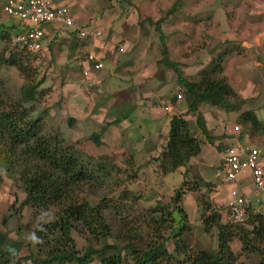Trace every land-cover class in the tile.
<instances>
[{"label":"rangeland","instance_id":"rangeland-1","mask_svg":"<svg viewBox=\"0 0 264 264\" xmlns=\"http://www.w3.org/2000/svg\"><path fill=\"white\" fill-rule=\"evenodd\" d=\"M161 1L138 0V8L142 10V12L138 10L140 18L145 13L154 20L161 19L163 13L160 8ZM168 1L170 2L167 0L163 4L169 3ZM171 4L173 10L179 5L183 6V13L180 17L174 16L171 21L161 24V28L166 31H168L166 29L168 25L171 26V31L175 28L174 26L181 28L174 35L173 33L167 34L169 39H172L169 41L171 45L168 49L169 57L182 62L185 66H180V68L186 71L191 70L193 74L197 67L194 65L195 59L196 62H202L200 63L202 67L211 54H214V58L220 54L221 74L226 76L230 88L237 95L236 99H233L224 110L204 103V105H199L200 114L205 118L208 136L214 141L212 143L220 142L218 141L220 131H223L224 135L233 137L240 133L242 125L235 121V116L244 108L253 110L257 119L264 125V0H182ZM56 5L67 7L69 4L58 3ZM1 8L2 0H0V24L14 25V28H19V22L6 16ZM129 11L130 9L126 10L127 15ZM132 15L135 18L133 13ZM133 17L128 18L127 24L133 22ZM142 25L149 29L148 31L146 29L149 34L147 42L158 43V32L153 30L154 22L150 24L142 22ZM45 30L46 45L41 52V58L36 60L29 56L27 61V75L30 76L27 79L31 78L32 81H36L43 78V81L36 90L34 100L24 102V105L30 109V115L33 118H39L42 132H59L65 140L76 143L75 146L81 151L83 157L102 163L113 162L112 165L116 167L110 169L109 178L101 180L90 191L95 199H101L103 205L106 206L112 200L114 203L117 202L115 195L119 191L130 189L128 198L122 202L123 206L120 203L117 204L122 221H128L130 226H138L140 232L146 233L145 227L152 225L154 228L155 226L148 218L152 207L158 206L166 211H172L171 207L175 205L185 212V223L188 225V230L183 231L179 238L185 243L186 250L189 252H196L199 249L214 251L216 228L213 226L206 231L199 219V214L202 197L201 199H207L215 209L221 212L222 221L228 220L224 200L219 198L222 192L217 193L219 186L214 177V172L220 167V155L213 146L215 144L205 143L207 139L196 134L197 138L203 141L200 144V151L190 157L183 167H177L167 174L157 175L153 159L165 142V128H161V124L168 114L162 116L161 122L160 118H157L161 116L158 109L154 110L156 116L152 113L155 116L153 117L150 115V110L146 113L145 108L147 119H143V111L140 110L141 115L138 116L134 112L129 113L130 117L125 122L127 125L121 123V128L118 124L107 128L105 123L112 119L109 111L106 112L110 116L94 113L99 105H106L110 102L108 95L111 92L119 88L124 89L125 92L130 91L129 77L112 74V69L107 66L110 63L115 64L118 60L117 45L114 46L116 39L113 38L109 42L111 43L108 47L110 51L103 45L106 49L105 68L96 71L100 78H88L90 74L87 77L80 74L81 66L78 62L82 56L78 54L80 50L74 54L67 47L68 44L73 43V41L70 42L72 37H64L66 35L64 30H62L64 35H59L61 30L55 28L53 30H56L55 33L60 37L53 40L55 33H49L50 29ZM128 30L129 25L126 29V38L131 40L132 44L131 49H128L129 52L132 54L138 52L134 57L145 62L146 58L154 52L153 45H151L149 55L146 56L145 49L140 47L142 40L140 39L139 43L135 40L133 42L131 37L133 30ZM172 35L173 38H171ZM5 44L7 52L19 51V48L9 40ZM3 46L4 44L0 41V49ZM123 55L127 56L128 53ZM156 55H159L158 50ZM126 62L130 63L128 59L121 60L119 65L113 68L114 72H125V64H128ZM25 81L26 79L14 67L0 66V95H8L11 97L10 100L16 99ZM164 100L169 101L170 97L165 95ZM111 106L110 111L113 110ZM67 118H72L73 123L69 124ZM138 120H141L138 126H134ZM188 120L189 131L193 135L195 123L191 118ZM99 124L102 125L101 128L97 127ZM234 125L239 126L238 130L233 129ZM124 126L128 127L122 129ZM244 129L248 127L245 126ZM98 132L102 134V136L99 134V146L88 138L91 133L98 134ZM242 136L243 139L240 142H247L259 148L264 147V131L262 130L254 131L250 135L246 130ZM229 139H224L221 143L228 142ZM139 142H142V145ZM120 148L123 150L119 151ZM130 156H132V168L123 161ZM135 167L138 169L133 173ZM183 171L186 172L185 175ZM8 173L10 174L6 175L0 171V234L5 237L4 248L8 243L19 244L18 256L21 259H12L11 264H30L29 261L23 260L22 256L28 254L25 245L35 221H29L27 207L19 205L23 195L18 187L17 171L14 170L13 173L8 171ZM239 178L240 176H238V189L241 187L247 193L255 211L264 216V189H256L247 176ZM193 179L200 186L196 187ZM182 181L185 184L181 186ZM187 187H190V190ZM175 192H180L178 201L171 204L169 200ZM131 195H135L136 199L131 200ZM177 213L176 210L173 214L175 220H178ZM104 214L111 228V235L118 236V238L124 237L126 229L122 228L119 219L113 218L108 206L104 208ZM170 222L173 223L168 218V223ZM73 236L76 250L82 252L85 245L84 240L76 235ZM173 246L172 241L165 243V248L169 253L176 257L178 255V259L181 258V253H173ZM230 248L233 252H237L239 242L234 239L230 243ZM98 259L99 257H96L90 264H98ZM258 262L259 255L252 252L247 258L239 257L237 264H258ZM53 264L59 263L54 262Z\"/></svg>","mask_w":264,"mask_h":264},{"label":"trees","instance_id":"trees-1","mask_svg":"<svg viewBox=\"0 0 264 264\" xmlns=\"http://www.w3.org/2000/svg\"><path fill=\"white\" fill-rule=\"evenodd\" d=\"M150 20L149 17H143L139 24L151 23ZM18 30L14 25L0 24V41L4 44L0 49V66L14 67L26 79L16 99L10 100V96L0 95V171L6 175L10 174L8 171H17L16 179L23 195L19 205L27 207L29 221H35L25 245L28 254L22 256L23 260L30 264H90L99 257L98 264H237L239 257L247 258L250 253L255 252L259 255L258 264L264 262V216L250 211L243 223L229 219L222 221L221 212L202 197L199 219L206 231L213 226L216 228L214 251L186 250L185 243L179 238L183 231L188 230L185 212L175 205L171 207L172 211L152 207L148 218L155 226H144L146 233L140 232L138 226H130L128 221H122L117 204L123 206L122 202L128 198L130 189L119 191L115 195L117 202L112 200L106 204L113 218L119 219L122 228L126 229L124 237L112 236L104 214L106 206L101 199L93 197L90 189L101 180L109 178L110 169L116 166L111 161L102 163L83 157L75 146L76 143L65 140L57 131L42 132L39 118H33L29 107L24 105V102L34 100L36 90L43 81V78L36 81L27 79L30 77L27 75V61L29 56L36 59L35 55L16 44L13 45L19 51L6 50L5 42H11L13 34ZM159 40L161 61L175 72L181 87H185L184 93L190 96L187 111L194 116L201 134L209 138L199 105L206 104L224 110L237 97L226 76L221 74V55L211 58L195 76L186 79L177 63L168 58L162 33H159ZM67 121L72 124L74 120L67 118ZM235 121L242 125L240 133L235 137L236 143H240L246 130L249 135L254 131H264V125L251 109H244L236 114ZM115 123L117 120L108 124ZM245 126L248 129H244ZM99 134L91 133L88 136L97 146L100 144ZM201 143L199 138L189 133L185 119L169 115L165 142L153 159L157 175L183 167L190 157L200 151ZM236 143H217L214 148L222 152L227 146ZM123 161L130 168L133 167L132 156ZM136 169L138 168H133V173ZM182 173L186 174L185 171ZM193 181L196 187L200 186L195 179ZM184 184L182 181L181 186ZM187 189L190 190V187ZM178 193L180 192H175L170 198L171 204L178 201ZM131 196V200L136 199L135 195ZM176 210L178 220L173 217ZM168 218L173 223H168ZM73 235L84 240L82 252L76 250ZM234 239L239 242L237 252L230 248ZM167 241H172L173 253H181V258L178 259V255L176 257L166 250ZM4 243L5 237L0 234V264H11L12 259H21L18 256L19 244L8 243L4 248Z\"/></svg>","mask_w":264,"mask_h":264},{"label":"crops","instance_id":"crops-1","mask_svg":"<svg viewBox=\"0 0 264 264\" xmlns=\"http://www.w3.org/2000/svg\"><path fill=\"white\" fill-rule=\"evenodd\" d=\"M5 1L6 0H2V6L5 3ZM51 1L54 4H58V3L59 4L60 3L69 4L67 7L69 8L70 13L74 16L75 20L77 21V23L79 25H81L83 27H95V28H98L101 30V36H99L95 39L87 38L84 40H79L76 38V36L73 32V29H71V28H59V27L56 28L53 26H48L45 28L48 30L50 29L51 31L49 33H53V34L56 31L53 29H55V28L59 29V30H61L59 35H64V33L62 32V30H64L66 32V35H64V37H69V36L72 37L70 42L73 41V43L68 44L67 47L71 50L72 53L74 52V54L76 52H79V50H80V53H78V54L82 55V56L79 58L78 57L79 55H78L77 57L79 58L78 62L80 63L81 68H82V65H84V63H83L84 56L88 51H92L95 54V56L100 59V61L103 64L100 69L105 68V63H104L105 59L104 58H105V54H106V49L104 48L103 45H105L107 47V50H108L109 49L108 47L111 44L109 42H111L113 38L116 39V43L114 44V46L122 45V51H117L119 53L118 60L115 62V64L110 63L107 66L110 67V69H112V74L123 75L124 77H129V80L131 82L130 83V91L127 90V92H125L124 89L119 88V89L111 92L110 95H108L110 98V102L106 105H102V106L99 105L94 110L95 115L96 114H106L107 115L108 113L106 111H109L110 115L112 116V119L109 120V122L112 120H117V123L110 124V125L116 126L118 124V125H120L119 127L121 128V123H122V125H124V124L127 125V123H125V122L128 121V119L130 117L129 113L134 112L136 114V116H138V115H141L140 110H142L143 111L142 116L144 115L143 119H147L145 117V116H147V115H145V111H144L145 108L147 110L146 113L150 110V115H152V113H153L155 116H156V114L154 113V110L158 109L161 116H159L157 118L158 119L160 118L161 122H162V119H161L162 116L168 114L167 118H165L163 123L161 124V128L162 127L165 128V136L167 135V131H168L169 115H171V114H174L176 116H180L183 119H185L187 121V126H188V121H189L188 118H191L192 121L195 123L194 116L191 114V112L187 111V105L189 103L190 96L184 93L185 87H181L182 85L176 80L175 72L170 67L164 65V63L161 61V55H160L161 44H160V40H159V33H162V42L164 43V45L167 48L168 58L170 60H172L169 57V50H168L169 48H171L169 41H172V39H169V35H170L169 33H171V34L173 33V35H174L181 28L174 26L175 28L171 31L170 30L171 26L168 25V27L166 28L168 31H166V30L161 28V24L164 22L171 21V18L174 16L180 17V15L183 13V9H182L183 6L179 5V7H177V9L173 10L171 3L175 2V1L180 2L182 0H170V2L168 1L169 3H167V4H163V2L167 1V0H164V1L162 0L161 1L162 5L161 4H160L161 6L158 5L162 9L161 11L163 12L161 19L154 20L150 15L143 13L144 15L142 16V18L143 17H149L151 19L150 21L152 23L154 22V26H153L154 29L153 30L155 32H158V35H157L158 43H154L155 45L151 44V42H147L149 34H148V32H146V29L148 31L149 30L148 27H145V25L139 24V22L141 21L142 18H140V13L138 12V10H140L141 12H142V10L138 8V6H139L138 0H51ZM155 2L158 4L157 1H155ZM129 9H130V11L127 15L126 10H129ZM131 9H132V11H131ZM132 13L135 15V18L133 17ZM129 17L130 18L133 17V20H132L133 22L130 24H127ZM127 25H129V30H133V35H131V37L133 39L132 41L134 42V40H135V41H137L136 43H139V40L140 39L142 40V44L140 45V47L145 49L146 54H147L146 56L149 55V50L152 49L151 45H153V47H154L153 54L149 55V57L146 58L145 62L142 59L140 60V58L138 59V58L134 57L135 55H137L138 52H134L132 54V52H129L130 50H128V49H131L132 44H131V40H127V38H126ZM167 34H169V35H167ZM59 35L57 33H55L53 35L52 39L54 40L55 38L60 37ZM173 35L171 36V38H173ZM44 41H45V35L43 37V43H42L43 47H42L41 52L45 48L44 45H46V43ZM175 44L177 45V41ZM82 46H83V48H82ZM133 47H134V43H133ZM133 47H132V49H133ZM81 48L84 50H82ZM157 50L159 51V55H156ZM109 51H110V49H109ZM125 53H128V55L127 56L123 55ZM209 53L210 52H208V54ZM213 55L212 54L210 55L209 60L205 64L210 62ZM40 58H41V55H40ZM123 59H128L130 61V63L126 62L128 64H125V67H124L125 72H123V73L114 72L115 69H113V68L117 67L119 65L120 61ZM172 61L177 63L178 69L181 71L182 75L186 79H191L193 76H195L197 71L201 68L200 63H202L200 61L196 62V59L194 60L195 61L194 65L197 67L193 71V74H192L191 70L186 71V70L180 68V66H185L182 62H178L176 60H172ZM106 69L108 70V68H106ZM110 69H109V71H110ZM99 70H90V73H89L90 76L88 78L94 77V78L99 79L100 75L97 74V72H96ZM80 74L82 76L81 71H80ZM106 74L107 73H104L105 76H108V74L107 75ZM101 77H103V76H101ZM176 93L182 94L181 98H179L178 100H175V98H174ZM165 95L170 97L169 101L164 100ZM161 104L166 105L168 109L166 111L161 110L160 109ZM110 106H111V109H113L112 111H110V108H109ZM244 109H248V108H244ZM126 111H128V112H126ZM138 113H140V114H138ZM155 116H153V117H155ZM202 119H203V125H204V127L207 131V134H208V129L206 127L205 118L202 117ZM140 121L141 120L136 121L134 123V126H138L137 124ZM109 122L105 123V127L109 128V126H110L108 124ZM97 127L101 128L102 125L99 124ZM127 127L128 126H124L122 129H126ZM188 130H189V128H188ZM193 132L194 133L192 135L189 131V133L196 138H197L196 134L201 135V137L203 136L201 134V132L199 131V129L197 128L196 124L193 127ZM98 133H100V132H98ZM218 135H219L218 141H220L219 143H221L222 140H224V139L227 140L229 138L230 139L228 140V142H233V143L237 142L236 138H235L236 136L233 137V136H227V134L224 135L223 131H220L218 133ZM101 136H102V134H101ZM156 138H158V136ZM205 139L208 140V141L205 140V143L208 142L209 144H215V145L217 144V143H212L214 141L210 137L205 138ZM201 142H203V141H201ZM139 143H140V145H142V142H139ZM215 145H213V146H215ZM250 145H252V144H250ZM122 150H123V148H120L119 151H122ZM260 151L262 154L261 158H262V160H264V147L263 146L260 147ZM220 154L221 153L219 151L218 155H220ZM220 169H222V168L219 167V170ZM238 176H240L239 179H241L242 177H246V176L249 179L248 171H246V170L241 171L237 175V178L235 181L237 189L239 186ZM218 186H219V188H218L219 190L217 193L221 194V192H222V194L219 196V198L221 197L224 200V205L226 206V202H227L226 188L223 186H220L219 184H218ZM238 191L240 193H246L242 190L241 187H239ZM217 193H215V194H217ZM251 208L254 212H256L253 204H251Z\"/></svg>","mask_w":264,"mask_h":264},{"label":"built area","instance_id":"built-area-1","mask_svg":"<svg viewBox=\"0 0 264 264\" xmlns=\"http://www.w3.org/2000/svg\"><path fill=\"white\" fill-rule=\"evenodd\" d=\"M5 15L19 22V30L13 34L11 43L25 48L40 58L43 47V37L48 26L71 28L77 39H95L101 36V30L95 27H83L77 23L74 16L66 6L54 4L51 0H6L2 6ZM122 51V45H118ZM82 76H89L90 70H99L102 62L92 51H88L83 59ZM181 98L180 94L175 99ZM160 109L166 111V105L161 104ZM234 125L233 129L238 130ZM260 148L248 143L240 142L227 146L220 154L222 169L216 170L215 179L220 186L226 188L227 219L243 223L247 213L254 212L251 200L246 193H240L235 184L237 175L241 171H248L250 182L258 190L264 189V160L261 158Z\"/></svg>","mask_w":264,"mask_h":264}]
</instances>
